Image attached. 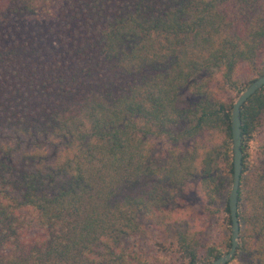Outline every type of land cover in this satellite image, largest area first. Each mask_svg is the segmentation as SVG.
I'll use <instances>...</instances> for the list:
<instances>
[{
  "label": "trees",
  "instance_id": "obj_1",
  "mask_svg": "<svg viewBox=\"0 0 264 264\" xmlns=\"http://www.w3.org/2000/svg\"><path fill=\"white\" fill-rule=\"evenodd\" d=\"M218 72L236 97L264 74V0H0V264H210L226 252L234 101L213 87ZM239 120L227 264H264V84ZM190 180L224 214L214 242L195 215L182 221Z\"/></svg>",
  "mask_w": 264,
  "mask_h": 264
},
{
  "label": "rangeland",
  "instance_id": "obj_2",
  "mask_svg": "<svg viewBox=\"0 0 264 264\" xmlns=\"http://www.w3.org/2000/svg\"><path fill=\"white\" fill-rule=\"evenodd\" d=\"M244 67H241L237 72V77L242 78L244 76ZM213 87L215 88L216 92L218 93L219 97L223 101L233 100L235 103L236 100V93L231 90L220 78V73L214 74L213 79ZM247 87V86H246ZM245 89V88H244ZM243 89V90H244ZM242 90V91H243ZM241 91V92H242ZM240 92V93H241ZM239 93V94H240ZM238 94V95H239ZM154 152L163 147V144L155 142L153 144ZM253 149L256 150L257 146L254 144ZM221 167L220 162L218 163ZM189 188L178 196V200L176 201L177 205H180L182 210V221L183 219H187L188 221H192V215L196 216V226L197 230L200 231V240L203 243L214 242L220 236V230L225 225L224 221V214L218 212L215 214H210L207 212V207L202 201L201 192L199 188V184H197L196 180H190ZM180 216V215H179ZM176 228L182 229L183 226L178 224L175 225L174 228H170L165 231L163 234L160 235L161 240L166 239V243L172 242L174 238V231ZM185 261V260H184ZM187 262V261H185Z\"/></svg>",
  "mask_w": 264,
  "mask_h": 264
},
{
  "label": "water",
  "instance_id": "obj_3",
  "mask_svg": "<svg viewBox=\"0 0 264 264\" xmlns=\"http://www.w3.org/2000/svg\"><path fill=\"white\" fill-rule=\"evenodd\" d=\"M263 84L264 74L256 77L253 81H251L247 85V87H245V89L237 96L235 103L232 106L231 116L229 119L230 139L232 140V186L229 192V196H227L228 213L231 221V236L229 237L230 246L226 252L212 259L210 264H227L228 262L230 263L232 262L231 260L235 254L239 236V223L236 219V197L238 196V189L240 184L239 174L241 169L242 156L239 116L241 107L245 104L248 96L259 89Z\"/></svg>",
  "mask_w": 264,
  "mask_h": 264
}]
</instances>
